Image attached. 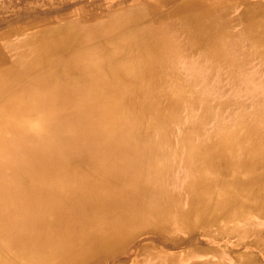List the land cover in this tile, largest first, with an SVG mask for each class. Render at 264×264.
Masks as SVG:
<instances>
[{
	"label": "bare ground",
	"instance_id": "6f19581e",
	"mask_svg": "<svg viewBox=\"0 0 264 264\" xmlns=\"http://www.w3.org/2000/svg\"><path fill=\"white\" fill-rule=\"evenodd\" d=\"M178 1L43 55L12 49L17 22H0V264H182L188 253L166 242L189 228L210 241L239 234L234 245L264 255L250 219L264 217V116L232 126L231 100L208 94L225 93L210 87L216 65L229 84L244 62L264 71V0L234 33L220 15L229 1ZM162 21L169 37L150 29ZM191 55L208 64L207 90L175 70ZM197 252L210 259L186 264H220Z\"/></svg>",
	"mask_w": 264,
	"mask_h": 264
},
{
	"label": "rangeland",
	"instance_id": "374dc122",
	"mask_svg": "<svg viewBox=\"0 0 264 264\" xmlns=\"http://www.w3.org/2000/svg\"><path fill=\"white\" fill-rule=\"evenodd\" d=\"M120 1L121 0H0V22H8L11 18L16 21L9 22L8 25H13L17 22L16 30H19L22 35L20 37L21 39L12 41V43L16 42V44H14L16 46L12 47V49L20 47L22 52L24 50L25 52H37L43 55L46 48L52 51H58L70 44H75V42L79 40L105 32H112V30L116 28L118 22L124 18L142 15L144 13L150 15L153 14L155 12L154 10H157L158 7L162 9L158 12V14L161 15L164 13L167 0H133L132 4L126 3L117 5ZM215 1L217 0H179L176 4H180L181 7L187 5L196 6L199 10L200 8L209 6ZM227 1H229V4L220 11L221 21L224 23L225 27H229L227 32L234 33L238 28V26L236 27L234 18L241 16L244 12H252L256 6V4H253V1L257 0ZM83 5L87 7L81 8ZM260 5L264 7V4ZM166 27H169V22L162 21L156 23L150 29L153 31H161L163 37H169L170 33H167ZM39 33L40 38L35 43L29 44V35ZM243 44V42L239 44L241 48H243ZM1 48H4V46ZM16 53L17 50L12 55ZM42 55L40 59H43ZM94 56L95 54L89 55L90 58ZM246 57L247 59L249 58L248 55H246ZM184 59L187 61L185 60V62ZM205 63V61H199L197 57L193 55L186 58H178L175 64V70L184 77H196V83L193 89L196 91H204L208 89L202 84L207 74L205 67H207L208 64ZM182 67L184 68L182 69ZM236 73L237 74L234 76L235 80L233 82L231 81L229 84L227 79L219 80L222 73L218 65H216L210 74V87L213 88L215 86V91L220 89L224 90L225 93L219 94L217 91L215 94L208 93L210 96H219L222 100H231L230 105H232V109L229 110L227 108V112L223 114L227 118L226 122L232 126L237 125V122L242 120L241 118L254 115V111L257 112L259 116H264V71H260L259 65L254 61L252 63L244 62L242 70ZM212 81L213 83H211ZM229 112L232 113L228 114ZM184 116H186L185 112ZM219 116V113L213 114L208 125H212L213 127ZM174 130L175 133H178L180 130L179 126H175ZM186 177L187 173L185 172L183 178L185 179ZM250 219L260 223L252 224L256 225L254 227L255 232L264 231V217L254 216ZM187 231H189L191 235L189 239L183 241V243L173 244V240L166 242V246L173 249V254L181 257L182 252H184L183 254L188 253L187 256L191 262L204 261L210 259V257H200L201 255L196 254H198V249L207 248L212 254L220 257L217 261L220 264H236L235 261L230 262L229 252L245 254L244 261L246 264H256V262L253 261V256H256L258 260L257 264H264V255H259L255 250L250 251L246 249V246H244L247 245L246 242H241L238 245L232 243V241L234 242V240L237 239V237L234 236L239 234L229 236L228 233H222L219 238L210 241V239L207 240V238L203 237H200V239V232L198 229L189 228ZM174 233L181 232L177 231ZM248 234L249 233L245 231V233H240V236H244L242 239L249 242L252 240V237H248ZM254 235H260V242L264 244V233H254ZM191 236H193V238ZM193 239H197L198 242H194ZM163 245L165 246V243ZM178 246H180V248H177ZM189 261L183 262L182 264H186Z\"/></svg>",
	"mask_w": 264,
	"mask_h": 264
}]
</instances>
